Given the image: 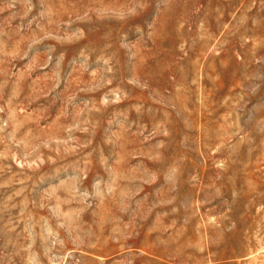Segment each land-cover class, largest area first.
<instances>
[{
    "label": "rangeland",
    "instance_id": "374dc122",
    "mask_svg": "<svg viewBox=\"0 0 264 264\" xmlns=\"http://www.w3.org/2000/svg\"><path fill=\"white\" fill-rule=\"evenodd\" d=\"M0 264H264V0H0Z\"/></svg>",
    "mask_w": 264,
    "mask_h": 264
}]
</instances>
